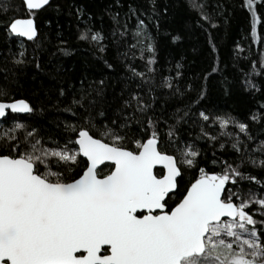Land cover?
<instances>
[{
    "label": "snow or ice",
    "instance_id": "obj_1",
    "mask_svg": "<svg viewBox=\"0 0 264 264\" xmlns=\"http://www.w3.org/2000/svg\"><path fill=\"white\" fill-rule=\"evenodd\" d=\"M187 3L201 20L218 23L203 0ZM149 5L148 20L159 28L169 4L149 0ZM241 6L252 40L264 42L257 32L258 25L264 27V0H241ZM53 7L59 10L52 0H0V34L17 45L0 67V121L11 124L0 127V264H264V175L252 171H264V129L252 134L253 125L264 124V100L244 116L203 105L206 81L220 71L215 60L203 73L204 85L183 103L191 83L187 90L174 88L172 76H161L157 84L148 75L156 72L157 49L140 18L143 10L131 7L135 43L128 47L139 46L146 61V71L125 64L131 77L139 78L129 80L136 87L122 89L112 102L104 80L84 86L82 79L70 99L64 87L49 89L50 106L63 104L73 119L64 122L62 142L48 137L45 143L28 123L42 109L16 89L30 66L44 71L39 45L29 56L27 42L36 43L37 18ZM81 15L77 8V18ZM113 20V36H127V23L120 25L118 15ZM75 38L105 50L100 30L84 27ZM208 42L216 53L211 37ZM235 47L242 49L239 43ZM252 63L253 71L264 74V52ZM181 67L177 61L176 77H182ZM145 85L153 101L157 88L167 89L179 106L157 113L142 94ZM244 87L259 90L252 79ZM163 103L168 107L167 100ZM189 121L199 125L195 138L182 135ZM198 140L232 151L202 159Z\"/></svg>",
    "mask_w": 264,
    "mask_h": 264
},
{
    "label": "trees",
    "instance_id": "obj_2",
    "mask_svg": "<svg viewBox=\"0 0 264 264\" xmlns=\"http://www.w3.org/2000/svg\"><path fill=\"white\" fill-rule=\"evenodd\" d=\"M165 2L169 4V14L167 18L159 21V28L155 20H148L149 0H52L54 6L59 5V10L53 7L40 14L37 18L39 38L35 44L27 42V46L31 56L32 49L39 45V58L44 71L36 73L34 65L30 66L26 75L22 77L23 86L17 87L16 92L29 98L34 105L42 109L35 113L28 123L38 128L45 143H48V137L62 142L67 136L64 122L73 119L71 113L62 111L63 104L50 106L49 89L58 90L64 87L68 90L70 99L74 92L78 94L82 79L84 86L104 80L105 96L112 102L121 95L122 89L136 87L134 83L129 85V80L135 79L138 82L139 78L131 77L125 64H130L138 71H146V61L140 58L139 46L135 49L128 47L135 43L132 29L136 27V17L130 15L131 7L143 10L144 14L140 18L146 21L147 31L152 35L156 45V72L148 75L153 76L157 84L164 75L174 78V88L178 85L187 90L188 83H191L192 90L186 91L185 97L182 98V102L187 103V97H194L196 91L204 85L203 73L210 72L211 65L218 60L220 71L211 73L206 81L207 96L203 100V105L217 112H228L237 116L247 115L252 108L259 106L260 101L264 100V74L253 71L252 62L259 61L261 52H264V42L259 39L252 40L246 21L247 10L241 6V0H203L207 12L218 21L214 27L201 20L198 13L188 7L187 0ZM77 8L82 13L79 19ZM261 11H264V7ZM114 15H118L120 25L127 23V36L121 37L119 33L113 36L117 27L113 20ZM197 20H200L199 24ZM84 27H91L103 33L104 52L75 38ZM257 32L258 36L264 37V27L258 25ZM177 34L180 39L174 42L172 36ZM210 37L217 46L216 53H212L208 42ZM61 40L66 43L61 44ZM237 43L242 45V49H236ZM16 48L14 42L9 43L0 34V67L4 65L8 50ZM60 48H67V53L59 51ZM177 61L182 65L179 69L182 77L175 76ZM107 64H112L113 67L108 68ZM56 70L59 71V75L56 74ZM250 72L252 74L248 76ZM247 79L254 80L259 90L247 91L244 87V81ZM96 86L93 84V87ZM147 88L145 85L142 94L153 104L157 113L165 111L170 113L174 107L179 106L171 100L167 89L157 88L156 100L153 101L152 94ZM51 95L54 99L55 93ZM166 100L168 107L163 103ZM15 115L23 117L26 114ZM10 126V122L0 121V127ZM183 129L182 135L188 137L190 132L189 138H195L199 132V125L193 126L189 121ZM261 129H264V124L253 125L252 134L259 135ZM212 131L216 135L219 131L218 126ZM196 143L203 150L202 159L212 158L214 151L217 155H225L232 151L231 148L214 149L205 140H198ZM226 158L231 160L232 156L227 155ZM252 171L253 174L264 175V171L258 168H253Z\"/></svg>",
    "mask_w": 264,
    "mask_h": 264
}]
</instances>
